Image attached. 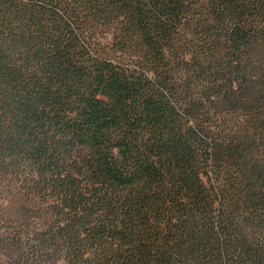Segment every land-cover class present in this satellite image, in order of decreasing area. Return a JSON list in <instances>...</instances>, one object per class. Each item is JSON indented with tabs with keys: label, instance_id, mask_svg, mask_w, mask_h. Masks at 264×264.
Instances as JSON below:
<instances>
[{
	"label": "trees",
	"instance_id": "trees-1",
	"mask_svg": "<svg viewBox=\"0 0 264 264\" xmlns=\"http://www.w3.org/2000/svg\"><path fill=\"white\" fill-rule=\"evenodd\" d=\"M0 264H264V0H0Z\"/></svg>",
	"mask_w": 264,
	"mask_h": 264
}]
</instances>
